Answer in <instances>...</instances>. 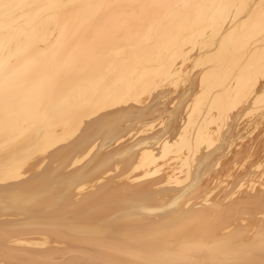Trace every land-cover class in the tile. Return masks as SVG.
<instances>
[{"label":"bare ground","instance_id":"obj_1","mask_svg":"<svg viewBox=\"0 0 264 264\" xmlns=\"http://www.w3.org/2000/svg\"><path fill=\"white\" fill-rule=\"evenodd\" d=\"M263 124L264 0H0V264H264Z\"/></svg>","mask_w":264,"mask_h":264},{"label":"rangeland","instance_id":"obj_2","mask_svg":"<svg viewBox=\"0 0 264 264\" xmlns=\"http://www.w3.org/2000/svg\"><path fill=\"white\" fill-rule=\"evenodd\" d=\"M263 128H264V124L261 125L260 128H258V129H259V132L261 131V129L263 130ZM256 131H257V132H256ZM259 132H258V130H255L254 133H252V134L250 135V137H251V136H254V137H255L256 134L259 133ZM262 134L264 135V130L262 131ZM259 135H261V134L259 133ZM263 135H262V137H263L262 139H264V136H263ZM263 152H264V150H263ZM263 152H262V154H263ZM260 157L262 158L263 156L260 155ZM263 158H264V157H263ZM263 158H262V159H263ZM263 160H264V159H263ZM255 179H256V180H259V179H257V178H255ZM259 181H260V180H259ZM258 183H259V182H258ZM258 183H257V184H258ZM258 185H259V184H258ZM256 187H257V186H256Z\"/></svg>","mask_w":264,"mask_h":264}]
</instances>
